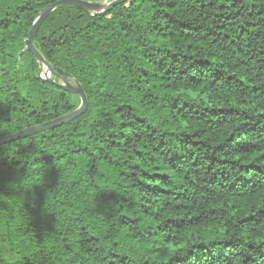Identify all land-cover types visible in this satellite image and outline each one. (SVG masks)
Returning a JSON list of instances; mask_svg holds the SVG:
<instances>
[{"label": "trees", "instance_id": "1", "mask_svg": "<svg viewBox=\"0 0 264 264\" xmlns=\"http://www.w3.org/2000/svg\"><path fill=\"white\" fill-rule=\"evenodd\" d=\"M0 0V264H264V0ZM111 3L114 0H84ZM7 5V7H5Z\"/></svg>", "mask_w": 264, "mask_h": 264}, {"label": "water", "instance_id": "2", "mask_svg": "<svg viewBox=\"0 0 264 264\" xmlns=\"http://www.w3.org/2000/svg\"><path fill=\"white\" fill-rule=\"evenodd\" d=\"M126 1H128V0H114L111 3L105 4V3H97V2H90V1H84V0H59V1L49 5L48 7H46L40 13L39 17L35 21L32 29L30 31L29 39L26 41L27 49L31 53L34 54V56L37 58V60L39 61L40 65H41L42 77L45 80H47L51 83H54V81L52 79V76L54 75V70L52 69L50 64L48 62H46L45 59L39 54V52L37 51V49L34 46L33 41H34L39 29L43 25V23L48 19V17L56 9L61 8V7H66V6H75L77 8H80V9L92 14V15H103V14L109 12L111 9H113L116 5L122 4ZM58 86L64 90H67V91L74 93V94L79 96L80 101H81L79 108L77 110H75L74 112H72L66 116H63V117H61L55 121L48 122V123H45V124L40 125V126L31 127L29 129L20 131L16 134H13L11 136H7L5 138H0V144L9 143V142H12V141H15V140L36 134V133L44 131V130H48V129H52V128L62 126L64 124H67V123L79 118L80 116H82L83 114L86 113V111L88 109V100H87L86 94L84 93L83 89L80 86L75 88L72 85H70L66 80H64V84H59Z\"/></svg>", "mask_w": 264, "mask_h": 264}, {"label": "clouds", "instance_id": "3", "mask_svg": "<svg viewBox=\"0 0 264 264\" xmlns=\"http://www.w3.org/2000/svg\"><path fill=\"white\" fill-rule=\"evenodd\" d=\"M5 7H7V5H5ZM0 15H2V13H0Z\"/></svg>", "mask_w": 264, "mask_h": 264}, {"label": "rangeland", "instance_id": "4", "mask_svg": "<svg viewBox=\"0 0 264 264\" xmlns=\"http://www.w3.org/2000/svg\"><path fill=\"white\" fill-rule=\"evenodd\" d=\"M45 75V74H44ZM80 104H81V101H80Z\"/></svg>", "mask_w": 264, "mask_h": 264}]
</instances>
